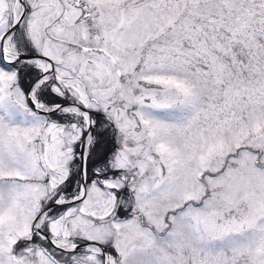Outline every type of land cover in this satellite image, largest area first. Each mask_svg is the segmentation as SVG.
Masks as SVG:
<instances>
[{
	"label": "snow or ice",
	"instance_id": "1",
	"mask_svg": "<svg viewBox=\"0 0 264 264\" xmlns=\"http://www.w3.org/2000/svg\"><path fill=\"white\" fill-rule=\"evenodd\" d=\"M0 264H264V0H0Z\"/></svg>",
	"mask_w": 264,
	"mask_h": 264
}]
</instances>
